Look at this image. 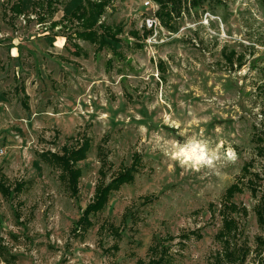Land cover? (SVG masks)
<instances>
[{"label":"rangeland","instance_id":"obj_1","mask_svg":"<svg viewBox=\"0 0 264 264\" xmlns=\"http://www.w3.org/2000/svg\"><path fill=\"white\" fill-rule=\"evenodd\" d=\"M95 1L98 34L123 26L119 54L79 36L71 14L85 0H0V264H214L237 182L247 214L234 213L232 243L248 253L224 264H264V6L183 0L172 32L153 0ZM190 136L237 159L186 171L164 149ZM85 139L74 192L53 156ZM102 188L107 204L80 223Z\"/></svg>","mask_w":264,"mask_h":264},{"label":"trees","instance_id":"obj_2","mask_svg":"<svg viewBox=\"0 0 264 264\" xmlns=\"http://www.w3.org/2000/svg\"><path fill=\"white\" fill-rule=\"evenodd\" d=\"M31 1V0H30ZM102 1V0H101ZM154 2L159 4V9L157 11V16L161 22V24L169 29L172 32H177V27L173 22L174 17H179L182 11V4L183 0H153ZM206 0H192V3L195 7H197L200 2ZM257 2L264 6V0H257ZM28 2H24L22 6H20V11L24 10L25 5ZM95 0H85V3H81L78 5L71 14V21H76L81 27L82 30L78 31V34L84 40L90 41L92 43H96L98 45L99 52L105 49L106 47L110 48L114 53L119 54V49L122 46V40L118 37L119 34L123 31V26L116 25L110 26L106 25L102 22V26L104 28L103 34H98L94 30V26L96 24L98 15H100L103 4H99ZM25 11V10H24ZM81 31V32H80ZM145 33L149 32V30H144ZM133 35L138 36L137 32H133ZM77 49H80L78 45H75ZM5 94L4 92H0V102L5 101ZM89 141L84 140L83 144L77 150H73L67 154L68 148H65V154L62 156H53L56 165L60 166L65 170L63 176L64 178L66 175L70 181V187L75 192L77 190L76 181L80 177L79 171L74 169L73 160L78 161L83 159L89 149ZM73 164V165H71ZM245 172H250L249 164H245L243 167ZM131 174L129 173H122L117 178H115V182L113 185L117 183V186L129 182L131 180ZM67 178V177H66ZM257 179H259L258 174H253V178L248 180L246 183L247 187L251 190L252 194L257 192ZM0 188L3 189L5 192H8L6 188H4L0 184ZM17 190L20 189V185H18ZM109 191V188H102L99 193V196L96 197L94 203H91L87 206L84 210L83 215L80 217V223H88L89 215L94 214L95 211L101 210L106 204L107 200L106 194ZM244 191L243 183H234L232 184L226 191L225 194V203L223 205L222 210V228L219 230L217 237L221 239L223 242L222 250L215 254L214 257V264H224L227 259L230 261H235L238 259L242 261L245 259L247 255V251L244 248H235L234 244L232 243V238L237 235L239 231V222L237 216H234V213L240 212L242 210L245 214H247V208H241L238 204H236L232 198L234 195L241 193ZM105 194V195H104ZM257 220L261 228L264 230V203L257 206L256 209ZM261 240V239H260ZM263 242V240H261ZM237 260V261H238ZM161 263H164L165 260L161 258Z\"/></svg>","mask_w":264,"mask_h":264},{"label":"clouds","instance_id":"obj_3","mask_svg":"<svg viewBox=\"0 0 264 264\" xmlns=\"http://www.w3.org/2000/svg\"><path fill=\"white\" fill-rule=\"evenodd\" d=\"M223 144L221 141L216 147H212L208 140L196 136L187 137L183 141L171 139L166 142L164 155L186 171L214 170L221 161L234 163L237 159L236 152L231 146L221 153Z\"/></svg>","mask_w":264,"mask_h":264},{"label":"built area","instance_id":"obj_4","mask_svg":"<svg viewBox=\"0 0 264 264\" xmlns=\"http://www.w3.org/2000/svg\"><path fill=\"white\" fill-rule=\"evenodd\" d=\"M150 2L148 1L146 4H149ZM145 24L147 26V29H152L155 28V26H157L158 22H157V18L154 16L148 17L145 20ZM145 26V27H146Z\"/></svg>","mask_w":264,"mask_h":264}]
</instances>
